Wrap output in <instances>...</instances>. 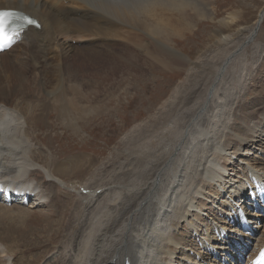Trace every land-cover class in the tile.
Segmentation results:
<instances>
[{"label":"bare ground","instance_id":"obj_1","mask_svg":"<svg viewBox=\"0 0 264 264\" xmlns=\"http://www.w3.org/2000/svg\"><path fill=\"white\" fill-rule=\"evenodd\" d=\"M210 5L208 0H0V10H21L40 23V29L29 27L21 43L0 54L3 59L23 47L21 55L4 58L0 65V70L8 72L0 84V183L19 185L20 203L29 200L39 207L48 199L47 214L38 213L43 229H37V236L47 243L55 239V243L47 246L49 255L43 264H124L126 257L132 264H203L210 255L200 251V244L205 250L209 246L224 249L214 231L227 222L219 224L216 216L236 208L249 171L264 179V160L259 156L264 154V143L258 141L261 137L264 142V103L256 111L249 98L254 92H246L252 89L248 80H260L264 13L255 24L238 28L235 34L215 30L209 36L212 49L192 61L173 48V40L183 39L197 18L214 21L215 10ZM237 14L219 23L231 27ZM125 28L131 31H122ZM131 32L139 37L136 41L127 38L134 40V49L119 40V35ZM83 38H96L99 46L110 44L109 51L78 50L71 41ZM61 46L66 51L61 52ZM41 49L38 60L32 51L40 55ZM67 51L74 53L68 58ZM71 59L77 74L94 79L92 96L105 93L102 103L111 97L119 101L117 96L138 90L136 83L127 87L118 83L116 77L122 72L125 79L131 75L135 81L143 70L140 66L150 62L155 68L187 72L156 110L142 121L135 119L121 139V152L97 163L85 179L73 184L36 163L38 151L25 139L27 116L34 105L22 111L17 103L29 102L28 94H33L39 109L59 110V116L73 127L93 118V113L76 118L73 93L67 96L58 89L41 93L16 69L29 65L34 86L47 89L62 65L68 63L70 68ZM81 63L88 67L77 70ZM256 90L252 97L264 96V82ZM56 92L62 96H55ZM240 124L245 126L243 131ZM257 143L259 149L253 146ZM234 157L243 163H234ZM84 161V157L72 158L63 164L67 165L63 172H79L86 166ZM230 171H234L233 178ZM78 186L89 193H79ZM209 199L218 201V206L204 210ZM207 216L212 217L210 222ZM260 235L258 239L264 227ZM198 253L202 261L197 260ZM41 262L38 256L28 264Z\"/></svg>","mask_w":264,"mask_h":264},{"label":"rangeland","instance_id":"obj_2","mask_svg":"<svg viewBox=\"0 0 264 264\" xmlns=\"http://www.w3.org/2000/svg\"><path fill=\"white\" fill-rule=\"evenodd\" d=\"M208 3L211 4V8L215 10V20L205 21L197 18L194 27L182 34L183 39L174 38L173 40V48L191 58L192 61H197L201 56H204L212 49L213 44L209 36L215 35V30L224 29V33L227 35L235 34L238 28L245 26L249 27L255 24L261 16V13H264V0H208ZM231 13H238L237 22L231 27H222L219 21L227 19ZM125 30L131 31V29L128 28L122 31ZM131 34H128L129 36L127 34L119 35V40L121 38V42L123 41V43H128L132 46L134 40L136 41L139 37H134V32H131ZM127 38L134 40H128ZM111 39L118 40L115 37H111ZM71 42L73 46H78V50H93L95 52H108L110 45L105 46L103 43L99 46L98 39L96 38L76 39ZM119 46L121 48V45ZM21 47L22 46L16 48L15 51H12V53L3 57V59L7 58L12 60L18 57L19 54H22L23 47ZM134 48L135 45L131 47V49ZM250 48L251 47L248 48V51H250ZM62 49L66 51L65 46H61V52H63ZM73 53L74 52L67 51L68 58L72 56ZM32 54L35 58L41 60L43 50L41 49L40 55L35 54L34 51H32ZM3 59L0 58V65ZM71 63L72 59L70 68ZM151 65L152 62L147 66L139 65L143 70H140L141 73L138 74L139 76L137 75L138 77H136L135 81L134 77L131 75V79H129L130 77L125 79L122 75L123 72L119 74L116 79L120 85L127 87V85L136 83L138 90L117 96L119 99L116 97V100L119 101H112L115 97H111L112 100L109 101L106 99L108 101L104 103H102L105 95L104 92L96 97H93L91 94L90 87L93 86L92 83H94V79L91 78L90 75L81 76L77 74L75 70L69 68L68 63L62 65L59 73L52 76L53 81L47 84V89L34 86L35 76L28 71L31 70L29 65H25L24 67L16 66V69L27 78V83L37 91L40 90L41 93L51 89L62 90L67 96L73 93V95L76 96L75 107L73 108V114L76 118L79 115L93 113V118L80 122L76 127H73L59 116V110L57 111L55 109L44 112L39 109V106L33 101V94H28L30 95V100L27 103L18 100L17 106L22 111L27 105H34L33 108H31V113L27 116L28 123L25 125V129H28V135L25 139L28 143L33 145V150L36 148L38 151L35 157L36 163L53 171L56 177L65 178V181L67 180L73 184L74 182H81V180L85 179L82 177L88 175L89 172L96 168L106 158L113 157V155L121 152L124 149L121 139L134 124L135 119L142 121L143 118L148 116L150 111L156 110L162 102L168 98L172 89L178 85L187 74V72L183 70L155 68V66ZM259 65L261 70L258 71V77L260 80L258 79L257 82L248 80L247 82L252 84V89L246 90L247 93L254 92L255 94V92H257L256 89L264 82V60H262ZM84 67L87 68L88 66L81 63L78 64L76 69L84 70ZM2 71L3 70H0V84L8 75V72L4 73V71ZM50 71L53 72L54 70ZM253 72L257 74V68ZM56 79L57 81H55ZM253 95L249 98L253 100L252 103L255 109L257 108L261 111L260 108H262V106L260 105L264 103V96L262 95L263 98L259 96L260 98L257 97V99L252 97ZM39 96L44 97L42 95ZM55 96H62V94L56 92ZM13 98L14 97L9 98V101L13 102ZM118 103H120V105ZM105 108L107 109L106 114ZM250 118H253V114L249 116V119ZM248 123L251 124L250 122ZM239 128L240 131H243L245 126L240 124ZM30 136L33 137L32 141L29 139ZM242 137L246 140L245 133H242ZM261 140L262 138L259 137L258 141L260 145L264 143ZM253 146L256 147V149L260 148L258 143L256 146ZM256 149L254 150L252 148L251 150L256 152ZM263 155L264 154H260L259 156L264 158ZM81 156L82 158H80ZM249 156L246 158H249ZM255 156L256 154H254V156L251 155L250 158H254ZM83 157L85 158L84 162L86 166H81V169L79 168L80 171L76 172L77 174L70 172L65 174L63 172L62 167L67 166L63 165L64 163H68L72 158L77 160L83 159ZM243 159H245V157H243ZM239 160L242 159L234 157V163L242 164L243 162ZM229 169L233 170L234 167L231 166ZM230 174H232L231 176L233 178L234 171H230ZM207 192L210 191L208 190ZM212 192L213 191H211V193ZM225 194L226 193H224L223 196H225ZM208 201V205H206L204 210H208L213 206H218V201H215L216 203L212 202L213 199H209ZM47 205L48 199L43 200L42 205H39V207H33V204L24 208H17L16 206L7 208L0 205V264H21L20 262H26L28 264L38 256L42 264L45 262L46 257L49 255L47 246H52L55 243V239L47 243L45 242L47 240L37 236V229L41 226L38 224L40 221L37 217L38 213H42V217L47 214L50 209ZM207 217L208 222H210L212 217ZM26 222L30 223V228L23 230ZM183 225L184 224H182L181 227H183ZM42 240H44V242H42ZM188 240H190L189 237Z\"/></svg>","mask_w":264,"mask_h":264},{"label":"snow or ice","instance_id":"obj_3","mask_svg":"<svg viewBox=\"0 0 264 264\" xmlns=\"http://www.w3.org/2000/svg\"><path fill=\"white\" fill-rule=\"evenodd\" d=\"M10 16H12V13L0 11V48L10 45L12 43L13 36L16 34L15 30H13L11 34L6 33L5 25L12 23V21L8 19ZM24 19H26L28 24L35 23L33 20L27 18ZM253 264H264V250H261L260 255L253 261Z\"/></svg>","mask_w":264,"mask_h":264}]
</instances>
